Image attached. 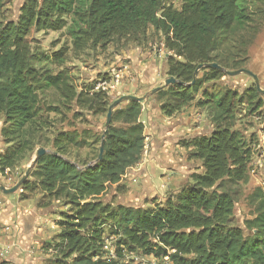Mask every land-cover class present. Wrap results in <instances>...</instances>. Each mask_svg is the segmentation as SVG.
<instances>
[{
  "label": "trees",
  "instance_id": "16d2710c",
  "mask_svg": "<svg viewBox=\"0 0 264 264\" xmlns=\"http://www.w3.org/2000/svg\"><path fill=\"white\" fill-rule=\"evenodd\" d=\"M78 2L26 0L16 21H0V116L5 124L0 134L9 145L0 156L2 175L31 150L27 138L37 115L38 92L63 85L60 74L40 73L33 67V32L60 31L64 17L72 15L75 25L68 34L73 44L95 48L116 37H137L152 27L170 53L166 75L176 80L157 92L160 100L167 99L160 103V111L170 118L192 104L206 82L242 67L249 39H237L235 33L245 31L251 13L241 4L264 6V0H180L175 9L165 6V0H90L81 14L76 10ZM208 64L220 69L202 68L197 78V68ZM242 102L230 90L220 95L210 135L182 145L201 161L203 173L151 208L110 207L99 201L107 185L118 184L125 171L140 161L145 139L140 102L127 101L123 109L112 112L111 123L118 126L110 124L97 137L95 160L80 169L65 157L68 146L78 144L75 133H58L53 152L39 157L33 166L36 185L22 186L26 192L63 199L70 207L55 237L56 256L48 264H130L122 262L124 250H137L156 260L167 258L171 264H264V192L258 189L250 197L254 216L241 229L235 221L232 195L217 185L247 178L251 152L233 129L235 110ZM104 221L111 222V234L119 239L114 259L102 256Z\"/></svg>",
  "mask_w": 264,
  "mask_h": 264
},
{
  "label": "rangeland",
  "instance_id": "374dc122",
  "mask_svg": "<svg viewBox=\"0 0 264 264\" xmlns=\"http://www.w3.org/2000/svg\"><path fill=\"white\" fill-rule=\"evenodd\" d=\"M25 1L2 0L0 21H16ZM89 3L90 0H79L76 10L84 14ZM179 5L180 0H176L173 6ZM241 5L251 15L245 31L235 33L237 39H249L245 49L247 61L240 69L254 74L260 89L264 91V6L249 2ZM64 21L65 26L60 31L33 32L30 37L33 67L40 73L53 76L60 74L63 85L38 92L37 115L27 138L31 150L25 153L14 168L5 171L4 175L0 173V186L13 188L25 175L36 151L42 148L46 153L53 152V140L62 132L75 133L78 141L77 146H68L65 157L79 169L85 163H93L97 156V137L105 129L109 106L124 96L145 97L140 102L139 120L145 122L143 134L149 138L145 136L140 164L138 162L137 166L127 169L118 184L107 185L99 201L110 207L123 205L142 208L164 203L176 190L191 183L192 176L203 173L201 161L192 157L190 149L182 145L192 138L210 135L214 129L212 117L216 112L215 104L225 90H230L243 101L236 107L233 129L242 135L251 154L245 181L232 184L224 180L217 185L220 191L227 190L232 195L235 221L243 229L244 221L254 216L250 197L258 189L264 192V95L255 94L253 79L245 74H224L220 79L206 82L195 95L194 102L169 119L160 111V103L167 99L160 100L157 93L152 94L156 88L162 91L168 87L164 85V80L168 78L166 59L170 53L165 49L159 32L149 26L137 37H116L104 47L82 48L74 45L68 34V30L75 25V18L72 15L66 16ZM202 73L198 72L197 78ZM126 104L127 101H122L113 111L123 109ZM149 119L164 124L167 129L162 135L154 131ZM111 125L118 126L117 123ZM4 126V117L0 116V132ZM153 140L160 141L166 150L177 152L181 159V169L167 173L181 178L175 188L168 189L165 186L161 177L165 169L160 165L152 173L155 174V178H152L154 185L150 178L143 179L144 176L139 175L146 168V153ZM8 147L0 134V156ZM33 172L34 167L14 193L3 194L0 191V242H3L0 255H6L0 258V263L48 264L56 256L55 246L58 242L55 237L61 231L60 224L70 213V207L63 199L54 200L45 193L24 191V183H37ZM159 191L165 197L161 202L159 200L162 198L156 194ZM112 227L110 221H104L100 227L102 244L108 246L107 250L102 248L103 259H114L119 239L112 236ZM27 232H34L35 243H27L26 237L30 235ZM6 251L8 254L4 253ZM143 258L144 255L137 250H124L122 253V262L125 263L136 264L142 262ZM37 259L39 261L34 262Z\"/></svg>",
  "mask_w": 264,
  "mask_h": 264
},
{
  "label": "crops",
  "instance_id": "0c3cea01",
  "mask_svg": "<svg viewBox=\"0 0 264 264\" xmlns=\"http://www.w3.org/2000/svg\"><path fill=\"white\" fill-rule=\"evenodd\" d=\"M148 106H150V105H147V107ZM139 121L143 124L144 129H146L145 122L141 121V120H139ZM149 122H151V126L154 127V131H156V133H158V135L159 134L162 135L163 131L165 129H167L166 127H164V124L156 123L157 121H152L151 119H149ZM159 128L161 130H159ZM145 136H146V138H149V136H147L146 134H145ZM146 155H148L147 164L145 163L146 164V168L144 169V172L140 173L139 175L142 176V177L144 176L143 179L145 178V179L148 180L150 178V181L153 184V179L152 178H155V174L152 175V173L153 172L155 173L156 170L154 168L157 167V165H160L162 168L165 169L164 171H162V174H161V177H162V180L165 183V186L168 187V189L175 188L176 184L180 182L181 178L179 177V175L175 177V175L171 176V175H168V174L171 171H178L179 169H181V165L180 164H182V162H181V159L178 157V153L174 152V151H170V149L166 150V147L163 146V144H161L160 141L155 142L153 140L152 144L150 146V149L147 150ZM139 164H140V162H139ZM163 185H162L161 188H163ZM154 189H157V188L154 187ZM176 192H177V190L173 194H175ZM152 194H155V192L152 193ZM156 194H158V197L162 198L161 200H159V202H161L165 198L163 193L160 192V191H159V193H156ZM27 233L30 234L29 236L26 237L27 243L28 244L35 243V237H34L35 234H34V232H27ZM22 238H23V236H22ZM2 243L3 242L1 241L0 242L1 246L0 247H3ZM25 246L28 247V245H25ZM144 260H145V263H144ZM38 261H39L38 259L34 260V262H36V263ZM149 262H153L152 261V257L144 256L142 262H138L136 264H148Z\"/></svg>",
  "mask_w": 264,
  "mask_h": 264
},
{
  "label": "water",
  "instance_id": "95a60500",
  "mask_svg": "<svg viewBox=\"0 0 264 264\" xmlns=\"http://www.w3.org/2000/svg\"><path fill=\"white\" fill-rule=\"evenodd\" d=\"M202 68H206V69H220V67H218L216 64H208V65H205V66H199L197 68V70L195 71V73H197V71L200 70V69H202ZM225 73L228 76H237L239 74H245V75L251 77L253 79V81H254V85H255V89H256L257 93L264 95V91L261 90L260 87H259V82H258L257 77L254 74H252L250 71H248L246 69H239V70H236V71H230V72H225ZM175 83H176V80L174 78H172V77H168L167 79L164 80V85L165 86L173 85ZM159 90H160V88L154 89L152 91V94L157 93ZM144 99H145V97L124 96V97H121L118 100L114 101L112 103V105L109 106L108 111H107V114H106L105 125H104V127H105L104 132L106 131V129L111 124L112 111H113V109L115 107H117L122 101H137V102H142ZM45 153H46V151L44 149H42V148L41 149H38L36 151L35 157L32 160L31 165L27 169V171H26L25 175L22 177V179L13 188H11V189H5L4 187L0 186V191L3 194H11V193H14L19 188V186L21 185V183L27 178V176L29 175V172H30L31 168L35 165L36 160L39 157L43 156ZM101 156H102V145L99 148L98 160L101 159Z\"/></svg>",
  "mask_w": 264,
  "mask_h": 264
},
{
  "label": "built area",
  "instance_id": "2783aa9c",
  "mask_svg": "<svg viewBox=\"0 0 264 264\" xmlns=\"http://www.w3.org/2000/svg\"><path fill=\"white\" fill-rule=\"evenodd\" d=\"M175 1H176V0H165V6H167V7H173V8L176 9V8H178V7H174V6H173L174 3H175ZM103 249H104V250H107V249H108V246H107L106 244H104V245H103ZM4 253L8 254L7 251L4 252ZM5 256H6L5 254H1V255H0V258H5ZM142 260H143V259H142ZM142 260H141V261H142ZM152 261H153V262H149L148 264H171L167 258H163V259H160V260H156V259L152 258Z\"/></svg>",
  "mask_w": 264,
  "mask_h": 264
}]
</instances>
